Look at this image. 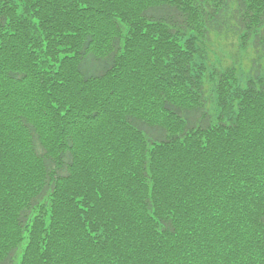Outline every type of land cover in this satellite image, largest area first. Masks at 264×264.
I'll return each instance as SVG.
<instances>
[{
  "label": "trees",
  "instance_id": "trees-1",
  "mask_svg": "<svg viewBox=\"0 0 264 264\" xmlns=\"http://www.w3.org/2000/svg\"><path fill=\"white\" fill-rule=\"evenodd\" d=\"M0 264H264V0H0Z\"/></svg>",
  "mask_w": 264,
  "mask_h": 264
},
{
  "label": "rangeland",
  "instance_id": "rangeland-1",
  "mask_svg": "<svg viewBox=\"0 0 264 264\" xmlns=\"http://www.w3.org/2000/svg\"><path fill=\"white\" fill-rule=\"evenodd\" d=\"M233 39H235V38H233ZM215 40H216V41H215L214 45H215V44H216V45L213 46V51L216 52L217 50H219L220 52H222V51H223L222 43H226V42H228V41L224 40L222 37H218V38L215 39ZM235 41H236V40H233L234 43H236ZM217 42H220V43H217ZM241 54H242V51H240V56H241ZM223 56H225V55H223ZM225 57L231 59V58H230V55H227V56H225ZM224 62H225L226 64H229L230 61H224ZM240 64H241V65H240V66H241L240 68H241V70H242V65H243V64H242V60H241ZM244 65H245V66H248V63H247V64H244ZM243 69H244V70H243V73L246 74V67L243 66ZM243 76H244V75H243ZM211 103H213V101H211Z\"/></svg>",
  "mask_w": 264,
  "mask_h": 264
}]
</instances>
